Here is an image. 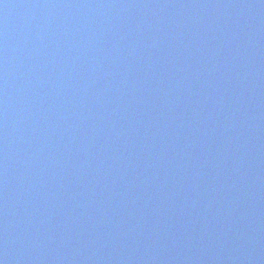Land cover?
<instances>
[{
	"label": "water",
	"instance_id": "obj_1",
	"mask_svg": "<svg viewBox=\"0 0 264 264\" xmlns=\"http://www.w3.org/2000/svg\"><path fill=\"white\" fill-rule=\"evenodd\" d=\"M0 264H264V0H0Z\"/></svg>",
	"mask_w": 264,
	"mask_h": 264
}]
</instances>
